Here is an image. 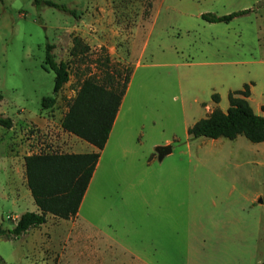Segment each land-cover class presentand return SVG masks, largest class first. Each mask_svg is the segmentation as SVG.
Returning <instances> with one entry per match:
<instances>
[{
  "label": "rangeland",
  "instance_id": "rangeland-1",
  "mask_svg": "<svg viewBox=\"0 0 264 264\" xmlns=\"http://www.w3.org/2000/svg\"><path fill=\"white\" fill-rule=\"evenodd\" d=\"M50 1L73 8L78 17L34 0H0V115L12 121L10 128L0 126L1 230L11 229L20 213L37 211L24 157L81 149L82 139L64 131L61 119L82 80L101 76L96 59L104 62L107 54L109 73L128 67L131 79L113 142L103 151L99 178L78 219L47 214L44 224L18 238L0 235V264H260L264 143L243 135L191 138L186 128L205 117L200 104L212 101L195 82L207 69L248 66L255 96L264 95V0H189L192 14H175L162 0H156L161 12L150 14L153 0H145L140 19L120 16L121 28L113 32L104 31L103 17L96 22L87 15L78 25L85 0ZM243 9L249 12L228 23L200 18L203 12ZM95 24L99 32L91 31ZM83 25L89 34L116 33L125 42L112 49L97 45L90 35L81 37ZM74 36L88 49L73 57ZM47 43L69 73L55 95L54 73L44 63ZM218 103L214 107H227V95ZM166 139L173 156L154 162L150 154L143 156L156 154ZM121 149L129 154L115 161L106 157Z\"/></svg>",
  "mask_w": 264,
  "mask_h": 264
},
{
  "label": "trees",
  "instance_id": "trees-1",
  "mask_svg": "<svg viewBox=\"0 0 264 264\" xmlns=\"http://www.w3.org/2000/svg\"><path fill=\"white\" fill-rule=\"evenodd\" d=\"M34 2L38 5L42 3L58 8L75 18L78 17L75 10L66 5L50 0H34ZM248 12L249 9L223 15L203 12L200 18L209 23H228L233 18ZM53 48V44H46L44 63L54 73L52 94L55 95L68 81L69 73L66 63L55 61L52 54ZM84 49H88V46L83 44L79 36H74L71 55L74 57L83 54ZM96 62L99 63L98 66H102L101 76L93 75L82 80L76 95L69 102L67 111L61 119V127L64 131L93 145L96 151L35 153L25 156L26 185L37 211H24L18 215L11 229H0L3 239L18 238L30 228L44 224L47 214L60 219H70L76 216L100 151L108 139L131 74V69L128 67L124 70H115L116 76L110 74L107 54H105L104 62H101L99 58ZM104 65H106L105 68H103ZM43 68L47 69L45 66ZM105 82L108 83L109 88L105 87ZM249 95V84H244L242 89L228 92L226 110L223 111L219 107L212 108L205 117L196 120L186 129L187 135L211 139L219 137L234 139L237 135H243L251 143L264 142V105L260 107L263 114H256L248 102ZM211 100L215 104L218 103L219 95L213 93ZM52 101L53 98L50 99V102ZM11 124L9 117L0 115V126L10 128ZM260 264H264V259Z\"/></svg>",
  "mask_w": 264,
  "mask_h": 264
},
{
  "label": "crops",
  "instance_id": "crops-1",
  "mask_svg": "<svg viewBox=\"0 0 264 264\" xmlns=\"http://www.w3.org/2000/svg\"><path fill=\"white\" fill-rule=\"evenodd\" d=\"M86 5H88V8L82 12L83 14H80L79 16V24L82 23V21L84 20V17L87 15L90 16H94L96 22L98 21V18L103 17L106 18L107 20V25L104 27V31H118L121 26L118 22L120 16H129V15H133L136 16L138 15V19H140L139 16H141V14L143 13L144 10V4H145V0H130L131 3H129V0H85ZM128 1V2H126ZM169 0H162L163 4H165L167 7H171L173 11H175V14H192L193 12H191L192 8L189 7V0H180L178 1L177 5H171L168 2ZM157 5V1L153 0L150 6V14H155V13H160L161 9L163 7V4L160 2H158ZM155 9H157L155 11ZM191 12V13H190ZM195 14L199 13L200 11H194ZM98 29H100L97 24H95L93 26V28L91 29V31L96 30V32H99ZM103 29V28H101ZM78 30L81 31V37H87L90 35V39L92 42H96L97 45H105L106 47H108L109 49L114 48L116 45H118L121 41L125 42V39H123L120 36H116V33H114L111 38H109L108 36L106 37H99L98 34H89L88 31V27L86 25L83 26H79ZM101 36H103L101 34ZM94 37V38H92ZM89 39V40H90ZM87 40V39H86ZM135 39H133L132 41H134ZM119 41V42H118ZM132 45H134L132 43ZM247 65V64H246ZM224 70V69H223ZM235 75H237V77L239 78L235 84L233 83V80L235 79ZM131 79V78H130ZM195 79V78H194ZM130 82V80H129ZM196 83H201L200 89L203 90L204 95L205 96H210L213 93H217L219 95L220 98V103H223L225 101L226 95L228 92L233 91V90H237V89H242L244 84H250V95L248 97V101L250 106L252 107L253 111L256 114H263L260 111V107L262 105H264V95L263 96H255V78L252 76V74L250 73V70L247 68H239L238 70H227V71H222L220 68H215V69H207L205 74L199 78L195 79ZM130 83H128L126 91L124 96L122 97L120 106L118 108L116 117L113 121L112 124V128L109 132L108 135V139L104 145V148L100 151V156L98 158V161L96 163V166L94 168V171L92 173V176L90 178L88 187L82 197L81 203L79 205L78 211L76 216L74 217V219H78V216L80 215V211L82 209V205L84 204L87 195H88V191H89V187L92 185H95L97 183V179L99 178V173L101 171V166L103 164V151L105 150V148L110 145L113 142V132H114V128L117 124V122L119 121V116H120V111L122 108V104L124 102V99L126 97V93H127V89ZM195 103H198L199 100L197 98L194 99ZM202 111H203V116H206L208 112L211 111L212 107L215 106V104L209 100V98L206 100L205 105H202V103L200 104ZM220 106V105H219ZM227 107H225L224 109H222L223 111L226 110ZM198 120V119H195ZM195 121L191 122V125L194 123ZM189 125V126H191ZM187 126V128L189 127ZM186 128V129H187ZM191 138H196V137H192L189 136ZM203 137V136H200ZM82 142H80V150L79 152L76 153H84V152H93L96 151V148L89 144L88 142L81 140ZM264 143V142H262ZM171 140L170 139H166V141L163 143V145H158L155 147V151L157 150L158 147L161 146H169L170 147V151L168 153H166L164 156H173L174 153L171 151ZM264 145V144H262ZM257 147H262V146H255ZM256 152H258V150H256ZM111 154V155H108ZM106 157H109L111 159H114V161L120 157H126L129 152H127L125 149H121L119 151H117L116 156H114L112 153H108ZM150 154L149 158H153V161L157 159V161H162L164 159V156L162 158H159L158 153L156 151V154L150 152V153H146L143 156H146ZM160 159V160H159ZM113 163L112 162H108L107 168H110V165ZM92 194H93V190H92ZM93 201V198L91 197V202ZM64 221H69L67 219H61ZM71 221V220H70ZM73 226L76 228L77 223L76 222H72Z\"/></svg>",
  "mask_w": 264,
  "mask_h": 264
},
{
  "label": "water",
  "instance_id": "water-1",
  "mask_svg": "<svg viewBox=\"0 0 264 264\" xmlns=\"http://www.w3.org/2000/svg\"><path fill=\"white\" fill-rule=\"evenodd\" d=\"M157 153L159 158H162L166 153H168L170 151V147L169 146H161L157 148ZM262 198L258 199V202H262Z\"/></svg>",
  "mask_w": 264,
  "mask_h": 264
}]
</instances>
